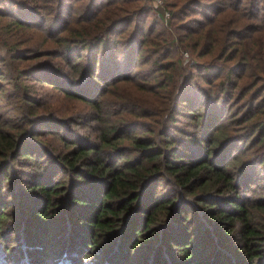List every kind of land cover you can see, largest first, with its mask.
Returning a JSON list of instances; mask_svg holds the SVG:
<instances>
[{
	"label": "trees",
	"instance_id": "16d2710c",
	"mask_svg": "<svg viewBox=\"0 0 264 264\" xmlns=\"http://www.w3.org/2000/svg\"><path fill=\"white\" fill-rule=\"evenodd\" d=\"M163 4L0 0V264H264V0Z\"/></svg>",
	"mask_w": 264,
	"mask_h": 264
},
{
	"label": "built area",
	"instance_id": "2783aa9c",
	"mask_svg": "<svg viewBox=\"0 0 264 264\" xmlns=\"http://www.w3.org/2000/svg\"><path fill=\"white\" fill-rule=\"evenodd\" d=\"M154 4H155V6H157V7L161 6V8H162V10H163V14H164L165 19H168V17H169V13L166 12V10L164 9V5H163L162 1H161V0H154ZM184 56H185V57H188V54H187V53H184Z\"/></svg>",
	"mask_w": 264,
	"mask_h": 264
},
{
	"label": "rangeland",
	"instance_id": "374dc122",
	"mask_svg": "<svg viewBox=\"0 0 264 264\" xmlns=\"http://www.w3.org/2000/svg\"><path fill=\"white\" fill-rule=\"evenodd\" d=\"M162 1V3H164V0H161ZM152 4H153V7L155 8V9H158V10H160V11H162L163 12V10H162V8H161V6H159V7H157V6H155V4H154V0H152ZM164 5V4H163ZM164 7H165V5H164ZM166 12H167V10H166ZM186 59H187V61H185V62H189L190 61V57L188 58V57H185ZM184 59V58H183ZM16 256V252L14 253V250H13V255L11 256V259L12 260H14V257Z\"/></svg>",
	"mask_w": 264,
	"mask_h": 264
}]
</instances>
